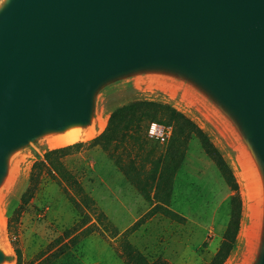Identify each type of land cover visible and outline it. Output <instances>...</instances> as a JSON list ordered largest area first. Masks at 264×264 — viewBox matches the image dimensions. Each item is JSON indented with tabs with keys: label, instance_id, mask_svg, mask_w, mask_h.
Masks as SVG:
<instances>
[{
	"label": "water",
	"instance_id": "1",
	"mask_svg": "<svg viewBox=\"0 0 264 264\" xmlns=\"http://www.w3.org/2000/svg\"><path fill=\"white\" fill-rule=\"evenodd\" d=\"M126 79L188 83L242 134L263 194L249 264H264V0H5L0 185L15 151L89 126L97 93Z\"/></svg>",
	"mask_w": 264,
	"mask_h": 264
},
{
	"label": "rangeland",
	"instance_id": "2",
	"mask_svg": "<svg viewBox=\"0 0 264 264\" xmlns=\"http://www.w3.org/2000/svg\"><path fill=\"white\" fill-rule=\"evenodd\" d=\"M4 1L0 0V8ZM138 101L164 104L182 113L207 135L233 171L242 199V218L235 247L225 264H242L250 255L249 242L255 238L263 209L258 170L251 155L250 166L240 151L243 148L249 153L242 134L209 97L188 83L162 85L132 79L112 83L97 93L91 123L79 128L80 132L94 129L99 121H103L99 125L103 130L112 111ZM153 125L166 134L164 145L158 143L165 148L171 128L149 124L144 132L151 143L157 142L148 135ZM99 129L95 137L104 131ZM60 135L40 137L9 158L12 180L0 188V249L6 258L3 264H16L14 248L21 252L22 264H38L70 240V251L50 264H127L129 247L149 262H210L228 222L232 193L196 139L189 142L175 174L168 205L153 199L154 189L149 193L138 191L106 153L84 147L62 159V172L43 174L33 198L22 206L21 196L29 187L35 161L46 151L93 139L48 147V138ZM140 176L147 185L150 180L143 173ZM85 196L93 201V209L85 207ZM99 213L105 217L102 222L96 216ZM83 215L89 220L85 226L80 224ZM87 228L91 233L85 236L82 232ZM65 232L71 236L67 238ZM75 236H79L77 242ZM257 252L258 244L249 263L256 259Z\"/></svg>",
	"mask_w": 264,
	"mask_h": 264
},
{
	"label": "trees",
	"instance_id": "3",
	"mask_svg": "<svg viewBox=\"0 0 264 264\" xmlns=\"http://www.w3.org/2000/svg\"><path fill=\"white\" fill-rule=\"evenodd\" d=\"M152 123L171 128V136L165 148H161L157 142L151 143L147 139L144 131ZM192 139L199 142L204 154L214 164L224 184L232 193L225 231L215 255L208 263L225 264L235 247L242 218V199L238 183L233 171L207 135L182 113L164 104L138 101L124 105L111 112L104 131L92 140L46 151L42 158L32 165L29 187L21 196V205L26 206L33 198L43 174L52 175V171L62 172L64 170L62 159L84 147L100 149L106 153L127 181L138 191L149 193L154 189L153 199L158 203L168 205L175 174L184 161L189 142ZM136 162L137 168L135 167ZM140 173L146 175V178L150 180L147 185L142 182ZM143 195L147 196L148 194ZM84 203L86 208H94V203L88 196L84 197ZM77 208L79 207L77 206ZM96 216L99 222L105 220L102 213L96 214ZM88 222L87 215H83L81 226H85ZM89 233H91V228L82 232L85 236ZM65 235L67 238L71 236L68 232H65ZM78 237H74L75 242ZM70 248L71 240L38 264H50L53 260L69 252ZM129 250L127 264H167L163 261L149 262L131 247ZM14 252L16 264H22L21 252L17 248H14Z\"/></svg>",
	"mask_w": 264,
	"mask_h": 264
},
{
	"label": "bare ground",
	"instance_id": "4",
	"mask_svg": "<svg viewBox=\"0 0 264 264\" xmlns=\"http://www.w3.org/2000/svg\"><path fill=\"white\" fill-rule=\"evenodd\" d=\"M163 85V84H162ZM103 121H99L98 125L93 129L90 128L89 130H87L86 132L82 133L80 132L79 128H75V129H69L67 131H65L62 135L57 136V137H52V138H48L47 140V145L48 147H58V146H62L65 144H69L71 142H74L76 140H80L82 138H94L97 132V129H99V125L102 123ZM105 128V126H104ZM103 128V130H104ZM100 130V129H99ZM100 130V131H103ZM50 137V136H49ZM241 153H242V157L243 159L246 161V163H248L251 166L252 161L250 160V154L245 152V149H240ZM254 161V160H253ZM241 165L242 161H241ZM12 176L13 173L11 172V170L7 171L6 176L4 177L3 181L1 182L0 188L1 187H5L7 184L10 183V181L12 180ZM258 177V181L260 183V185L262 186L261 183V179H259L260 176ZM2 216V215H1ZM262 216H263V211L261 212V216L259 217V221H258V226L257 229L255 231V238L254 240H251L252 242H249V257H247L242 264H249V259L251 258V254L254 252L256 245L259 243V237L262 236V224H261V220H262ZM1 228H3V226L0 225ZM246 236L248 237V234H246Z\"/></svg>",
	"mask_w": 264,
	"mask_h": 264
},
{
	"label": "built area",
	"instance_id": "5",
	"mask_svg": "<svg viewBox=\"0 0 264 264\" xmlns=\"http://www.w3.org/2000/svg\"><path fill=\"white\" fill-rule=\"evenodd\" d=\"M168 87V86H167ZM149 138L155 139L160 145H164L166 134L164 131L156 125H153L149 131Z\"/></svg>",
	"mask_w": 264,
	"mask_h": 264
}]
</instances>
